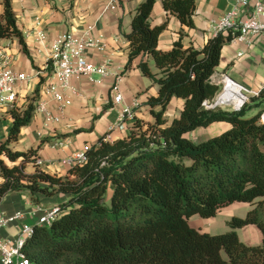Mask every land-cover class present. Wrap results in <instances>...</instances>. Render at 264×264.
<instances>
[{
    "label": "trees",
    "instance_id": "16d2710c",
    "mask_svg": "<svg viewBox=\"0 0 264 264\" xmlns=\"http://www.w3.org/2000/svg\"><path fill=\"white\" fill-rule=\"evenodd\" d=\"M154 1L136 5L124 33L129 46L125 68L139 58L142 74L157 84L156 94L141 102L149 105L152 121L135 116L125 135L112 140L99 135L85 149L86 160L57 174L37 166L26 169L35 164L39 144L23 150L10 145L31 122L44 77L24 105L9 109L12 122L0 140V200L10 191H26L34 203L40 202L39 194L61 197L51 223H34L25 238L30 264H264V121L260 111L245 116V105L235 110L202 103H211L219 91L211 75L231 33L208 36L200 48L184 45L179 37L161 49L158 36L167 19L150 22ZM161 2L182 24L194 26L195 0ZM0 4V37H17L35 66L11 0ZM149 54L159 71L150 68ZM172 96L183 98V106L166 123ZM250 96L264 97V87ZM214 120L230 125L199 141L185 135ZM235 201L251 207L226 224L256 225L259 242H244L235 229L211 233L189 222L193 214L212 217Z\"/></svg>",
    "mask_w": 264,
    "mask_h": 264
},
{
    "label": "crops",
    "instance_id": "0c3cea01",
    "mask_svg": "<svg viewBox=\"0 0 264 264\" xmlns=\"http://www.w3.org/2000/svg\"><path fill=\"white\" fill-rule=\"evenodd\" d=\"M140 1L11 0L16 24L22 31L28 52L35 64L32 65L17 37H0V47H4L13 55L12 67L30 76L28 80L17 83V97L14 103L16 106L27 102L40 77L46 74L45 64L51 42L63 32L79 34L86 25L94 24L92 31L95 35H103L105 47L102 50L88 49L87 55L95 62H106L111 71L97 81L86 75L72 76V88L64 91L71 100L70 104L61 112L56 101L47 104L53 114H59V119L45 121L44 114L36 112L31 122L21 127L17 140L10 143L12 148L23 150L39 144V161L28 164L27 170L31 171L37 166L50 173L64 174L71 165L68 159L85 144L96 141L99 135L106 133L110 140L125 135L135 116L144 121H152L149 105L141 102L147 96L156 94L157 84L142 74L137 66L139 58L133 59L130 66L125 68L129 46L124 33L129 31L132 14ZM232 1L195 0L196 6L192 15L194 26L189 27L182 24L176 15L166 11L161 0H155L149 16L150 22L156 24L167 19L166 26L158 36V47L168 49L173 41L180 37L184 45L192 44L200 48L206 37L214 35L212 19L220 17ZM36 17L42 19L46 31L44 40H40L33 29ZM238 51L242 52L240 56L237 55ZM146 58L150 68L155 72L159 71L153 57L149 54ZM116 71L122 72V78L118 82L123 97L121 101H114L112 98L111 86ZM213 75L228 76L226 80L233 82H230L232 89L242 96L243 100L246 94L242 89L249 96L251 91L260 90L264 87V39L260 35H253L248 41L229 40L223 44L212 78ZM263 99L264 97L259 98ZM182 106L183 98L171 97L164 111L166 123L178 116ZM125 108H129V112H124ZM9 109L10 105L0 107V140L5 138L12 122ZM121 115V120L117 122ZM229 125L228 121L214 120L205 126H198V132L200 137L207 138L220 133ZM213 130L216 131L214 134ZM188 133L189 131L185 135L188 136ZM262 148L264 149V143ZM39 198V203L32 202L26 191H10L2 197L0 209L4 215L21 212L19 218L1 228L2 236H15L21 224L36 223L40 212L61 200L60 196L55 195L39 194ZM239 203L250 205L244 201ZM36 205H40L42 211H35ZM241 227L247 237L244 242L256 243L261 240V232L256 225L245 224Z\"/></svg>",
    "mask_w": 264,
    "mask_h": 264
},
{
    "label": "built area",
    "instance_id": "2783aa9c",
    "mask_svg": "<svg viewBox=\"0 0 264 264\" xmlns=\"http://www.w3.org/2000/svg\"><path fill=\"white\" fill-rule=\"evenodd\" d=\"M94 24H88L85 29L75 34L69 31L59 34L50 45L48 58L46 60V74L40 84L39 98L36 101L35 113L42 112L45 121L59 119V114H53L47 104L50 101L57 102L59 112L70 104V98L65 95L66 89L72 88L70 80L74 75H86L91 80H100L111 71L106 62H95L88 57V49L95 48L102 50L105 47L103 35L93 33ZM33 29L40 40L46 38V31L42 19H34ZM212 29L214 35L218 32H230V40L248 41L253 35H260L264 39V1L263 0H233L229 8L217 19H212ZM241 51L237 52L240 56ZM13 55L4 47H0V107L10 105L15 106L17 97V83L28 80L30 76L22 71H16L12 67ZM226 75L221 76L224 83ZM122 78V72H115V79L111 86L112 98L114 101L123 99L118 82ZM215 83H219V78H212ZM240 85V84H239ZM224 89V85H223ZM222 89V90H223ZM243 90V89H242ZM259 90L251 91L257 94ZM248 99L246 98L243 102ZM242 102V103H243ZM205 106H211L206 100L202 102ZM240 108V106H238ZM125 108L124 112H129ZM122 115L119 116L120 121ZM260 119L264 121V109L260 111ZM113 126H110L112 128ZM89 144H85L82 149L68 159L70 164L86 160L85 149ZM38 156L35 162H38ZM35 211H42L40 205H36ZM60 211L58 203L46 208L38 215L36 224L49 225ZM21 216L20 211L10 215H4L0 209V264H30L29 258L23 249L25 238L32 232L33 224L23 223L19 226L17 234L13 237L2 236L1 228Z\"/></svg>",
    "mask_w": 264,
    "mask_h": 264
},
{
    "label": "rangeland",
    "instance_id": "374dc122",
    "mask_svg": "<svg viewBox=\"0 0 264 264\" xmlns=\"http://www.w3.org/2000/svg\"><path fill=\"white\" fill-rule=\"evenodd\" d=\"M0 11H1V4H0ZM214 77L221 79V77H217V75H214ZM220 88L219 91L216 95L221 94L223 91V85L224 83L220 80ZM247 96L248 99H246L243 103L240 102L236 107L245 105L247 106L245 108V116H251L255 113H258L259 111H262L264 109V100H252L251 96L249 94L242 90ZM30 94V93H29ZM216 98V96H215ZM214 98V99H215ZM213 99V101H214ZM212 101V102H213ZM218 106L224 108V109H234V105L232 104H225V103H220ZM1 116V113H0ZM153 120V119H152ZM144 121V120H143ZM1 122V121H0ZM226 126L223 128L225 129ZM200 127L190 130L188 133V137L191 138L194 141H199L203 140L204 137H200L198 130ZM218 130V129H217ZM216 131L213 130L214 134ZM205 139V138H204ZM111 193V188L108 187L106 197L108 198ZM107 200V199H106ZM240 201H235L233 203H230L224 207H222L215 216L212 217H203L200 216L199 214H193V216L189 217V222L194 225L195 227L201 229V230H208L211 233H216V232H222V231H227L231 229H235L239 235V238L241 240H247L245 236L244 229L242 227H231L228 224H225V222L232 216V215H238V216H244L247 212V210L251 207V205H243L239 203ZM235 203V204H234ZM259 231V229H258ZM223 255H225L224 252H222Z\"/></svg>",
    "mask_w": 264,
    "mask_h": 264
},
{
    "label": "bare ground",
    "instance_id": "6f19581e",
    "mask_svg": "<svg viewBox=\"0 0 264 264\" xmlns=\"http://www.w3.org/2000/svg\"><path fill=\"white\" fill-rule=\"evenodd\" d=\"M226 79L228 78H225L224 80V89L221 94H219L218 101L220 103L232 104L234 107H236L240 102L243 101V98L232 89L230 85V82L232 81Z\"/></svg>",
    "mask_w": 264,
    "mask_h": 264
},
{
    "label": "water",
    "instance_id": "95a60500",
    "mask_svg": "<svg viewBox=\"0 0 264 264\" xmlns=\"http://www.w3.org/2000/svg\"><path fill=\"white\" fill-rule=\"evenodd\" d=\"M240 88H242V85H240ZM218 97H219V94L216 95V98L214 99V101L212 102V105L210 107H213V106L220 104V102L218 101ZM234 109L237 110V109H239V107H235Z\"/></svg>",
    "mask_w": 264,
    "mask_h": 264
}]
</instances>
